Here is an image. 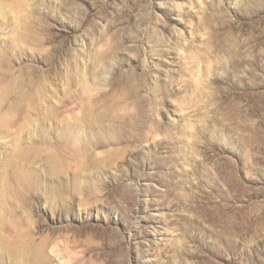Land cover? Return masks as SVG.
<instances>
[{"label":"rangeland","instance_id":"rangeland-1","mask_svg":"<svg viewBox=\"0 0 264 264\" xmlns=\"http://www.w3.org/2000/svg\"><path fill=\"white\" fill-rule=\"evenodd\" d=\"M0 264H264V0H0Z\"/></svg>","mask_w":264,"mask_h":264}]
</instances>
